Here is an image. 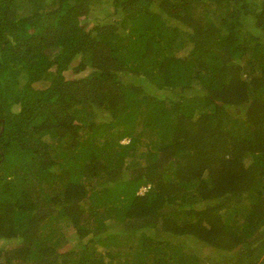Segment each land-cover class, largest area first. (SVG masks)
I'll return each instance as SVG.
<instances>
[{
  "label": "trees",
  "instance_id": "obj_1",
  "mask_svg": "<svg viewBox=\"0 0 264 264\" xmlns=\"http://www.w3.org/2000/svg\"><path fill=\"white\" fill-rule=\"evenodd\" d=\"M90 1L0 0V264H264V0Z\"/></svg>",
  "mask_w": 264,
  "mask_h": 264
},
{
  "label": "rangeland",
  "instance_id": "obj_2",
  "mask_svg": "<svg viewBox=\"0 0 264 264\" xmlns=\"http://www.w3.org/2000/svg\"><path fill=\"white\" fill-rule=\"evenodd\" d=\"M110 0H91L89 3V11L87 12V14H85L82 18L79 19L80 24L82 25V27L86 30L89 31L91 30L93 27H95L96 25H102V26H115L116 22L118 20V17L114 14H112V7L109 5ZM27 13H29V11H25ZM209 16H211V14H209ZM207 14V17H209ZM244 18V17H243ZM243 18L241 17V23L243 24V26L245 27L244 31H252L251 33L254 34L255 36H258L259 33L256 31V29L254 28L253 23L250 22H246L244 20L243 22ZM246 24V25H245ZM262 33H260V36L262 38H264L263 35H261ZM77 58L75 60H73L71 62V65H69V69L67 71L64 72V77L66 79L72 80V79H78L80 77L85 76V72H81V73H75L73 72V67L76 66L77 64ZM121 77V81L124 84H127V81H130L128 79L125 80L126 76H131L129 75L127 72H122L120 73ZM24 82V80H21V84ZM46 85H42L41 83L39 84H35L34 87L35 88H43ZM10 111L12 113H17L18 112V105H13L10 109ZM138 122H140L138 120ZM139 130V129H137ZM140 149L143 150L145 148V146H141L139 145ZM19 154V151H16L14 153L8 154L5 158V161L3 163H7V162H11L12 165H14L17 162V155ZM224 198V196L222 197ZM236 198L232 199V205H234L233 203L235 202ZM203 206V205H202ZM201 205L197 204L195 207L196 209H199V207H202ZM140 233L142 231H139ZM138 232V234H139ZM66 239H64V243L62 245V247L59 249V251L62 253L66 250H69L71 247H73L76 243L75 241H77V237L73 231L72 228H68L67 232H66ZM137 234V233H136ZM135 237V236H134ZM137 239H139V236H136ZM185 238V243H191V245L194 247V252H198L199 255L206 259V258H215L218 257V255L220 254V252L217 251V249L212 248V247H208V246H204L202 243H195L193 242L191 238L189 237H184ZM2 245H4V247L9 246V247H13L16 245V241H12V240H8V241H4V242H0V247H2ZM219 253V254H218ZM203 263H206V261H202Z\"/></svg>",
  "mask_w": 264,
  "mask_h": 264
},
{
  "label": "clouds",
  "instance_id": "obj_3",
  "mask_svg": "<svg viewBox=\"0 0 264 264\" xmlns=\"http://www.w3.org/2000/svg\"><path fill=\"white\" fill-rule=\"evenodd\" d=\"M78 64V63H77ZM76 64V65H77ZM70 65H71V63H70ZM75 67V66H74ZM73 67V68H74ZM84 72V71H83ZM81 73V72H80ZM84 77V76H83ZM80 78H82V77H80ZM79 79V78H78ZM0 122H3L2 120H0ZM2 131H3V126H1L0 127V135H1V133H2ZM122 144H127L128 143V140H123L122 142H121ZM0 153H1V150H0ZM150 189H151V187H150V184H148V183H145V184H143V185H141V186H139V188H138V191H137V195H139V196H145V195H147L148 194V191H150ZM143 219V218H142ZM142 219L140 220V222H139V224L142 222ZM159 236L161 237V233H159ZM172 239V242L174 243V241L176 240V238H174V237H171L170 238V240Z\"/></svg>",
  "mask_w": 264,
  "mask_h": 264
}]
</instances>
